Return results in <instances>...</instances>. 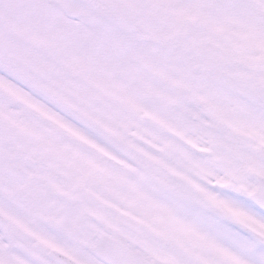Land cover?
<instances>
[{
    "label": "snow or ice",
    "instance_id": "obj_1",
    "mask_svg": "<svg viewBox=\"0 0 264 264\" xmlns=\"http://www.w3.org/2000/svg\"><path fill=\"white\" fill-rule=\"evenodd\" d=\"M0 264H264V0H0Z\"/></svg>",
    "mask_w": 264,
    "mask_h": 264
}]
</instances>
